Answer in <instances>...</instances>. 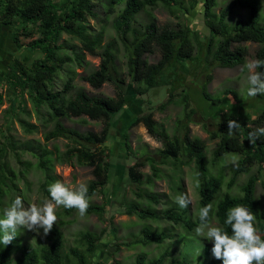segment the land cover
<instances>
[{
    "label": "trees",
    "instance_id": "obj_1",
    "mask_svg": "<svg viewBox=\"0 0 264 264\" xmlns=\"http://www.w3.org/2000/svg\"><path fill=\"white\" fill-rule=\"evenodd\" d=\"M97 1L101 0H0V23L15 28L13 42L16 48H26L32 53V57L25 60L13 55L6 65L4 71H0V89L13 91L14 96L10 104L11 110L15 111L17 98L31 101L35 108L45 105L50 110V116L55 120L54 126L44 135V139H56L63 137L75 142L68 146L63 153L56 152L41 146L33 141H25L19 145L12 137L5 136V141L0 142V211L2 198L5 194L4 186L7 187L8 180L13 182L14 170L9 167L4 159L9 148L16 146L22 150L31 152L37 158V167L45 173L43 189H47L54 182L52 175L55 161H66L75 158L78 164L92 167L93 179L88 182V195L102 189L106 184L104 177L108 168L105 163L106 153L103 147L111 131V116L122 110L126 103V97L120 84L123 80L114 77L111 70H114V60L118 46L114 40L107 41L101 46V38L89 32L87 18L95 17ZM218 0H202L204 23L211 33L206 46H204L205 60L216 63L219 67L230 68L244 62L246 47L243 42H256L264 44V25L260 23L261 0H231L218 12H215ZM198 0H194L196 4ZM123 3L120 12L114 18V27L118 39L126 51L127 74L134 84L133 91L138 95L146 93L149 89L159 84V75L167 65L175 66L190 61L195 52V42L198 43V34L186 24H178L177 27L158 25L156 18L148 12L149 19L145 23H138L136 15L146 9L154 7L158 3L165 5L170 12L176 7L182 8L180 0H106L107 10L112 11L114 4ZM235 6L247 10L245 20H237L234 24L228 25L226 17L232 13ZM187 11V9H184ZM62 33L69 34L80 41L79 50L75 45L66 46L59 42ZM22 38H29L26 42ZM101 46V47H100ZM69 47L72 56L61 52ZM101 48L100 62L97 68L82 79L92 87L99 88L105 82H115L116 96L90 95L83 89H77L72 96L67 93L74 88L73 80L76 71L69 66L67 78L61 90L52 86L54 74L64 69L67 62L75 61L81 64L84 61L81 50L95 53ZM157 50L160 54L155 62H148L145 54ZM256 59L264 60V45L255 51ZM207 61V60H206ZM264 71V68L257 69ZM115 71V70H114ZM181 79L180 77H177ZM173 90H169V94ZM233 94L235 102L226 105L223 113L216 122V129L209 134V138L218 139L212 150V161L215 162L228 153L238 154L232 176L227 183L229 189L235 178L240 173L249 172L251 166L257 165L256 173L248 176L240 186L239 194H231L229 191L219 193L222 189V175H210L208 173L205 157V141L199 137H191L187 123L182 121V137H169L163 126H155L153 132L155 138L162 144L160 154L163 158L177 160L181 151L187 152L188 159L195 163L198 178V214L194 219L188 217L187 208L168 207L163 212L155 208L142 207L135 201L130 202L125 213L136 215L140 219L167 218L174 223H181L188 231L195 229L199 221V209L208 203H213L214 211L210 214L211 219L215 218L217 225L224 227L231 234L230 226L225 224L227 211L237 204L247 206L256 216L257 227L264 232V203L261 205L255 195V187L258 180L264 190V135L259 136L254 144L249 142V132L262 126L264 122V105L256 107L251 125L240 124L241 127L234 130L232 135L228 134L227 121L237 120L238 107L237 97L234 91L227 90ZM204 99L210 101L212 98L207 94L204 87L201 92ZM2 92H0V98ZM258 102H261L262 95H258ZM185 108L187 107L184 100ZM215 110V108H211ZM189 112H193L190 109ZM189 112H184L188 117ZM85 115L92 120H102L103 127L98 131L87 130L79 132L73 128L64 126L60 117H78ZM58 118V119H57ZM25 130L30 131L35 125L25 123ZM126 140V137L124 135ZM90 145H97L91 148ZM127 143L125 142V147ZM127 148V147H126ZM54 155V157H53ZM29 167V163H25ZM143 161H135L127 167V173L131 181L140 182L141 173L138 169L143 166ZM25 167V169L27 168ZM154 167V175H156ZM180 188V187H178ZM149 199L158 203L156 196L149 194ZM66 214L72 213L75 209H65ZM87 213H104V205H90ZM104 229L99 233L84 231L79 234L80 246L70 247L64 251V236L58 226L54 225L48 234V242L39 245L37 248L29 247L22 254L14 259V264H98L97 252ZM168 234L166 230L151 231L149 226H143L140 236L132 244L146 245L151 242L162 243ZM16 238L8 246L0 244V264H11V255L17 247ZM131 243L126 242L125 245ZM212 246H206L205 254L211 252ZM212 253V252H211ZM165 250L157 258L146 261V254L140 252L135 258L134 264H162L166 256ZM114 264H121L114 261ZM169 264H189L186 256L181 259L172 258ZM209 264H222L221 260L212 257Z\"/></svg>",
    "mask_w": 264,
    "mask_h": 264
},
{
    "label": "rangeland",
    "instance_id": "obj_2",
    "mask_svg": "<svg viewBox=\"0 0 264 264\" xmlns=\"http://www.w3.org/2000/svg\"><path fill=\"white\" fill-rule=\"evenodd\" d=\"M58 1V0H55ZM182 8L176 7L173 12L158 3L154 7H146L136 15L138 23H145L149 19V13L155 18L158 25H168L177 27L178 24H186L198 34V43L195 42V52L190 61H184L178 65H167L159 75V84L152 87L146 93L138 95L134 93V84L130 81L127 74L126 51L124 50L117 32L114 27V18L120 12L123 3L114 4L113 10H107L106 0L97 1L95 7V17L87 18L89 32L101 38V46L107 41L114 40L118 46L114 60V70L111 73L114 77L122 79L120 84L126 97V103L122 110L111 116V131L104 143L108 168L105 170L104 177L106 184L101 190L94 193L91 197V204L104 205V213L100 216L96 213H86L80 217L75 209L70 214H66L63 206L57 209L58 220L54 224L59 227L64 236V251L75 245L82 247L79 243V234L84 231H94L99 233L104 229V234L100 239L97 259L98 264H114L118 261L121 264H134L138 253L146 254V261L157 258L165 250L168 254L162 264H169L172 258L181 259L183 256L189 260V264H209L212 253L205 254L206 246H212V241L197 236L195 229L188 231L181 223L160 217L158 219H140L136 215L125 213L127 205L135 201L142 207L150 206L158 212H163L168 207L180 208L175 203V197L180 193H190L192 204L187 208L188 217L194 219L198 214L199 192L198 178L195 163L188 159L187 152L181 151L177 160L173 158H163L160 154L162 144L155 138L153 128L163 126L169 137H182V121L187 123L191 137H199L205 141V157L208 173L210 175H222V189L218 196L225 191L231 194H239L240 186L248 176L256 173L258 166H251L249 172L240 173L227 189V183L232 176V170L239 158L238 154L228 153L223 158L213 162L212 150L218 139L209 138V134L216 129V122L225 113L226 105L234 103L235 99L232 90L236 94V105L238 107L237 117L240 124H248L256 113V107L264 105V95L262 101L258 102L256 97H249L247 89V70L242 71L243 65L251 59H256L255 51L264 44L256 42H243L241 45L246 47V55L242 64L230 68L219 67L210 59H204V46H206L211 33L206 27L203 18L202 0L195 4L194 0H180ZM231 0H218L215 12H218L224 5ZM184 9H187L185 11ZM247 10L235 6L232 13L226 17L228 25L234 24L237 20H245ZM260 23L264 25V0H261ZM15 28L0 23V71L6 69V65L13 55L22 59H29L33 55L26 48H16L13 42ZM23 41L29 38H22ZM59 42H64L66 46L75 45L77 50L80 41L62 33ZM100 46V47H101ZM97 48L95 53L81 50L84 61L79 65L75 61L67 62L64 69L55 72L52 86L56 90H61L67 78L69 66L76 71L74 76V88L67 94L72 96L77 89H83L90 95L116 96L117 86L115 82H105L99 88L92 87L82 76L95 70L100 62L101 48ZM61 52L72 56L69 47ZM160 54L157 50L145 54L148 62H155ZM180 77L181 79H178ZM204 87L212 101L202 96ZM169 90H173L169 94ZM0 142L5 141V136H10L18 143L33 141L41 146L56 152L63 153L68 146L75 142L63 137L45 140L44 135L54 126L55 120L50 116V110L41 105L35 108L31 101L17 98L15 111L10 108L14 96L13 91L0 89ZM184 100L187 107L185 108ZM215 108V110H211ZM185 109H190L188 117H185ZM58 119V118H57ZM60 122L69 128L79 132L92 130L98 132L104 122L102 120H92L85 115L78 117H60ZM25 123L35 125L30 131L25 130ZM264 127V122L262 126ZM126 137V140L124 138ZM127 143V148L125 147ZM91 148L97 145H90ZM54 157V155H53ZM235 158V160H234ZM9 167L15 172L13 182L8 180L7 187L4 186L5 194L2 198L1 211L10 206L16 195H21L25 205L31 203H42L46 198H50L47 189H43L42 183L45 181V173L37 167V158L29 151L22 150L16 146L15 149L9 148L4 158ZM135 161H143L144 164L138 171L141 173V181L133 182L130 180L127 167ZM25 163H29V167ZM25 167H27L25 169ZM156 167V175H154ZM54 182L61 180L69 186H77L78 183H87L93 179L92 167L78 164L75 158L60 162H54L52 172ZM53 182V183H54ZM180 187V188H178ZM152 194L159 200L158 203L149 199ZM255 195L260 204L264 203V190L257 181ZM217 225L215 218L211 219ZM143 226H149L151 231L166 230L168 237L160 244L151 242L146 245L132 244L140 236ZM261 232V231H260ZM264 235V232H261ZM17 247L11 255V264L14 259L19 257L24 250L29 247L37 248L39 245L48 242V235L43 234L41 229L39 234L36 232L21 229L16 237ZM126 242L131 243L129 246Z\"/></svg>",
    "mask_w": 264,
    "mask_h": 264
},
{
    "label": "clouds",
    "instance_id": "obj_3",
    "mask_svg": "<svg viewBox=\"0 0 264 264\" xmlns=\"http://www.w3.org/2000/svg\"><path fill=\"white\" fill-rule=\"evenodd\" d=\"M264 60H248L242 68L247 70L249 97L264 95ZM241 127L237 120H228V134ZM249 142L254 144L259 136L264 135V127L249 132ZM235 160V158H234ZM199 187V184L196 185ZM50 198L42 203L25 205L21 195H16L10 206L5 207L0 214V244L5 247L13 242L21 229L47 236L57 223V209H76L80 217H84L91 204L87 183L80 182L77 186H69L66 182L57 180L47 189ZM175 203L180 208H188L192 204L190 193H180L175 197ZM214 211L213 203L199 209L200 223L195 229L197 236L204 237L213 243L211 249L215 259L222 264H264V235L256 226V216L250 209L237 204L227 211L225 224L230 226L231 234L221 226L214 224L210 214Z\"/></svg>",
    "mask_w": 264,
    "mask_h": 264
}]
</instances>
